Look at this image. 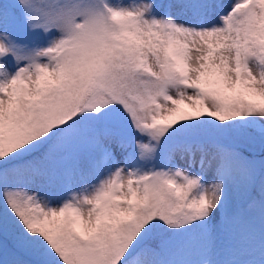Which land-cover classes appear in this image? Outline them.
Listing matches in <instances>:
<instances>
[{
  "label": "snow or ice",
  "instance_id": "1",
  "mask_svg": "<svg viewBox=\"0 0 264 264\" xmlns=\"http://www.w3.org/2000/svg\"><path fill=\"white\" fill-rule=\"evenodd\" d=\"M0 264H264V0H0Z\"/></svg>",
  "mask_w": 264,
  "mask_h": 264
},
{
  "label": "rangeland",
  "instance_id": "2",
  "mask_svg": "<svg viewBox=\"0 0 264 264\" xmlns=\"http://www.w3.org/2000/svg\"><path fill=\"white\" fill-rule=\"evenodd\" d=\"M126 2H127V0H126Z\"/></svg>",
  "mask_w": 264,
  "mask_h": 264
}]
</instances>
